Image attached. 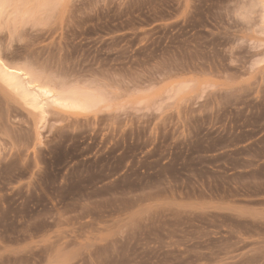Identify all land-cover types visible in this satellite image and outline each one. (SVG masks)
I'll list each match as a JSON object with an SVG mask.
<instances>
[{"label":"rangeland","instance_id":"rangeland-1","mask_svg":"<svg viewBox=\"0 0 264 264\" xmlns=\"http://www.w3.org/2000/svg\"><path fill=\"white\" fill-rule=\"evenodd\" d=\"M3 1L0 264H264V0Z\"/></svg>","mask_w":264,"mask_h":264},{"label":"bare ground","instance_id":"bare-ground-1","mask_svg":"<svg viewBox=\"0 0 264 264\" xmlns=\"http://www.w3.org/2000/svg\"><path fill=\"white\" fill-rule=\"evenodd\" d=\"M3 4L4 1L0 0V10ZM9 69H14L15 71H9ZM19 73V69L9 66V64L3 63L0 65V79L13 89L21 91L24 96L30 97L42 109L48 102L55 106H60L63 109L80 111L89 110L94 105V102L89 98L66 90L60 92L55 91L43 84H36V81L31 76L27 78L26 74L20 75Z\"/></svg>","mask_w":264,"mask_h":264},{"label":"snow or ice","instance_id":"snow-or-ice-1","mask_svg":"<svg viewBox=\"0 0 264 264\" xmlns=\"http://www.w3.org/2000/svg\"><path fill=\"white\" fill-rule=\"evenodd\" d=\"M3 64V61H0V65ZM9 71H15L14 69H9Z\"/></svg>","mask_w":264,"mask_h":264}]
</instances>
